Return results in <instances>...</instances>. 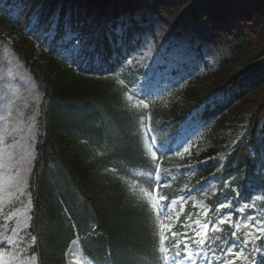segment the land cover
Instances as JSON below:
<instances>
[{
  "label": "trees",
  "instance_id": "trees-1",
  "mask_svg": "<svg viewBox=\"0 0 264 264\" xmlns=\"http://www.w3.org/2000/svg\"><path fill=\"white\" fill-rule=\"evenodd\" d=\"M257 1L260 3L253 8L240 5L222 8L220 3L210 0L205 14L215 8L217 19L223 21L225 10H238L245 24L257 23L248 32L255 39L256 33L264 28V0ZM20 2L23 10L15 23L2 16L0 21L2 26L17 31L18 39L8 48L30 75L40 95L34 159L27 183L31 201L27 234L31 238L35 236L36 243L26 248V264H68L71 256L68 249L75 240L88 264H161V218L150 198L149 181L137 172L153 171L161 162L159 176L164 177L165 183L160 191L168 200L178 189L192 184L180 175L175 181L169 180L179 158L169 148L162 147L169 132L162 118L165 112L159 108L150 112L146 123L150 131H145V123H141L140 129L131 88L141 72H121L126 54L139 47L150 27L142 20L133 19L135 0H123L121 6H116L115 0L76 1L73 8L62 7L54 41L50 42L47 52L36 56L29 37L33 38L41 29L47 31L45 26L55 0ZM95 6H98L96 11ZM35 12L36 29L31 31L33 35H24ZM65 24L70 31L69 40L55 45ZM117 26L120 35L115 33ZM75 41L79 51L72 65H68L60 59L57 50L69 48ZM234 62H224L220 71L212 75L217 82L211 86L203 83L202 92L188 90L184 100L171 108L168 118L174 124L180 123L206 105L203 120L217 118L223 124L248 108H255L245 134L216 174L217 196L208 201L209 206L225 212L223 217L229 213L227 207L218 208L222 201H229L233 206L234 200L250 197L251 188H264V167L261 166L264 95L253 89L250 93L244 89L237 93L231 91L236 84L240 86L239 78L229 73ZM227 93L228 100L215 101L216 96ZM153 138L157 159L152 157ZM118 142L123 148L117 146ZM73 144L81 150L72 152ZM219 146L215 145L216 151ZM106 150L109 155L105 154ZM94 182L106 191L90 187ZM248 184L251 188H247ZM191 203V200L187 203L186 212L191 209ZM237 219L238 215L231 213L227 226L236 228Z\"/></svg>",
  "mask_w": 264,
  "mask_h": 264
},
{
  "label": "rangeland",
  "instance_id": "rangeland-1",
  "mask_svg": "<svg viewBox=\"0 0 264 264\" xmlns=\"http://www.w3.org/2000/svg\"><path fill=\"white\" fill-rule=\"evenodd\" d=\"M76 1L83 0H55L54 10L48 18V25L45 26L47 31L41 29L33 38L29 37L36 56L43 51L47 52L50 42L54 41L55 28L62 7L73 8ZM209 1L135 0L136 12L133 19L138 22L144 21L150 29L141 38L139 47L127 54L122 62L121 72L124 74L141 72L132 88L135 96L132 105L139 118L147 116V113L158 107L165 112L162 118L166 121L170 117L171 108L184 100L188 90L197 89L202 92L205 88L203 83L211 86L216 81L212 79V75L220 71L224 62L232 60L235 62L233 68L229 70L230 76L240 77L241 83L245 86L244 92L250 93V89H253L264 95V41L260 42L264 39V28L256 33L255 39H251L248 32L258 26L256 22L248 26L242 21L243 15L238 10L228 9L225 10L224 19L220 22L215 8L205 14ZM215 1L220 3L222 8L229 5L253 8L260 3L257 0ZM122 4L123 0H115L116 6ZM97 8L98 6H95L94 11ZM22 10L20 0H0V16L7 17L12 23H15ZM36 21L35 12L29 18L24 35L31 34V31L36 29ZM69 32L65 24V29L61 37L55 41V45L65 44L69 40ZM115 33L121 34L118 26L115 27ZM17 39V31L2 26L0 21V240L10 238L12 241L0 249V252L10 253V256H5L0 264H26V248L32 243V238L27 234L30 198L26 188L34 159L37 138L35 123L40 98L30 76L8 48V45H12ZM77 46L79 44L75 41L69 48H59L60 59L72 65L78 53ZM254 109L250 107L242 115L223 124L215 120L209 123L201 122L199 114H196L177 127L165 143L174 145L180 152L179 164L176 162L177 171L190 177L191 182L198 172L206 168L218 171L225 155L245 134ZM167 123L170 124L171 120L168 119ZM179 133L188 141L184 146L187 151L180 147L176 139ZM217 143L220 146L216 151ZM117 146L123 148L121 142H118ZM80 150L81 147L76 149L75 144L72 145V152ZM105 154L109 155V150H106ZM262 160L264 164V153ZM104 169L107 170L106 165ZM196 183L197 187L204 188L206 194H214L213 175H204L197 179ZM94 184L89 185L106 191L101 185ZM255 200L259 202L262 199ZM161 202L160 197L154 198L155 207ZM181 203L182 200L177 199L170 205L168 212L162 215L161 230L166 236L170 235L174 243L180 241V247H183L184 243L195 245L194 241L200 238L196 231L206 221L207 209L202 200L193 202V208L200 211V215L191 213L183 224L176 226L183 213L184 207ZM257 214L262 215V211ZM247 226L252 227L250 221ZM179 227H182V230H178ZM12 229H16V232ZM193 230L195 235L187 241ZM178 231V235H173ZM93 232L94 227L91 234ZM208 233L209 227L207 236ZM203 235L205 233L201 231V236ZM193 245V250H197ZM68 251L71 253L68 264H72L74 260L72 257H76L79 264H86L80 258L75 242L70 245ZM175 252L174 247L172 249L170 246L165 247L164 255L168 257V264H172L171 258L175 256ZM199 258L202 260V257L197 256L195 261L197 262Z\"/></svg>",
  "mask_w": 264,
  "mask_h": 264
},
{
  "label": "snow or ice",
  "instance_id": "snow-or-ice-1",
  "mask_svg": "<svg viewBox=\"0 0 264 264\" xmlns=\"http://www.w3.org/2000/svg\"><path fill=\"white\" fill-rule=\"evenodd\" d=\"M77 52L79 51V46L76 48ZM146 106V105H145ZM177 141L180 143V147H184L185 144L188 143L187 139L184 138L182 134H177L176 137ZM170 151H177L178 149L173 145L170 146ZM184 150L187 151L188 149L184 147ZM157 151H159V147L157 148ZM165 183V179L162 176H157L155 179V184L157 187L163 185ZM262 196H264V192H261L256 195V198L259 199ZM163 199V195L160 197ZM31 203V201H29ZM254 206V205H253ZM230 207L229 201H222L218 208H225ZM249 207V202H245L243 204V207L239 209V211L243 212L245 209ZM168 208L167 205L163 206L161 209V213L165 214L166 209ZM31 219V217H29ZM252 218L251 213H249L247 216L244 217L245 221V227H247V221ZM226 220H231V212L227 216L222 217L219 220L220 224H224ZM209 227V221H204L200 225V229L196 231V235L200 237L199 239H196L194 241L196 245L197 250H193V247L189 243H184L183 248L180 247V241H176L173 245V247L176 249L175 256L171 258L172 264H196L195 257L200 256L204 261L207 262V264H212L211 261L207 260V257L209 255V252L211 251L213 255H215V252L212 250V245L210 243H207V240L209 239L207 236V231ZM240 224L236 223V229L239 231ZM252 228L254 231H248L242 236H237L236 232H232L230 235L233 237V239L229 240L227 243V246L223 249V254L226 257H229L228 259H221L220 264H234V260L231 257H235L237 259L244 258L247 260H250L252 264H264V244H254V241L260 240L264 238V221H259L258 218L254 219V222L252 224ZM13 232H16V229H12ZM201 231L205 233V235L201 236ZM212 232H217L219 229L213 224V227L211 229ZM173 235H178V233H173ZM187 236V233L184 234ZM163 240L164 237H161ZM75 242V241H74ZM12 241L10 238H7L5 240H0V249L5 248L6 244H11ZM32 243H36V237H32ZM249 249L251 251H249ZM245 253H248V255H245ZM5 256H10V253L7 251L0 252V261L4 260ZM255 256H259L260 259H255ZM32 259H35V257H32ZM167 260L168 257H165ZM72 264H79L78 261L73 260Z\"/></svg>",
  "mask_w": 264,
  "mask_h": 264
}]
</instances>
